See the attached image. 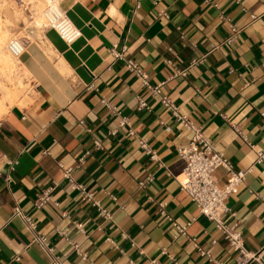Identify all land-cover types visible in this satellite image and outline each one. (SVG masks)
Here are the masks:
<instances>
[{"label": "crops", "instance_id": "1", "mask_svg": "<svg viewBox=\"0 0 264 264\" xmlns=\"http://www.w3.org/2000/svg\"><path fill=\"white\" fill-rule=\"evenodd\" d=\"M30 1L39 14L43 1ZM60 7L80 36L68 43L39 28L36 38L28 36L33 29L19 38L33 89L0 118L7 158L0 164V264H51L36 235L47 237L61 264H215L194 238L219 263L237 264L238 252L176 179L185 167L178 147L191 133L126 60L151 85L161 84L235 170L248 172L228 200L236 215L224 221L236 223L256 253L246 264H263L264 0H62ZM232 24L239 32L230 44ZM216 177L220 186L227 181L222 167ZM81 184L111 217L84 198ZM45 192L51 198L37 207ZM159 202L186 233L160 213ZM17 206L34 231L14 214Z\"/></svg>", "mask_w": 264, "mask_h": 264}, {"label": "built area", "instance_id": "2", "mask_svg": "<svg viewBox=\"0 0 264 264\" xmlns=\"http://www.w3.org/2000/svg\"><path fill=\"white\" fill-rule=\"evenodd\" d=\"M14 1L19 8L23 9L29 18V21L32 22L29 24V27H38L36 22V12L32 6L33 3L30 0ZM61 1L62 0H50V4L47 8L53 9L51 6L55 4H59L60 7ZM160 15L166 16V13L161 12ZM40 27L44 30L49 28L54 29L60 37L68 43H72L78 36H80L79 29L71 23L64 10L63 14H58L53 20L48 19L47 22L40 24ZM230 27L231 34L226 37L225 42L231 44L235 41L239 30L235 24H232ZM20 42L23 46L21 50L17 46L16 40L9 43V47L12 52L18 57L21 56L27 47L22 40H20ZM115 55L117 57H121V53L116 52ZM126 62L129 70L133 74L135 73L143 81L144 85L152 95H159L160 98H162V104L172 111V114L176 117L177 121L192 135L191 141L188 145L178 147V154H180L185 161V167L182 173L176 176L181 188L188 192L192 201H194L197 204L198 209H200L201 214L206 216L209 221H213L215 223V226L218 227L225 235L229 245H232V247L238 252L237 264H246L251 259H255L256 253L249 252L245 245H243V234L242 231L238 229L237 224L235 223L230 226L224 221V216L227 213L236 215V212L232 211V208L229 207L228 200L231 195L239 192V187L244 184L248 172L246 170H235L230 159H227L223 152L218 151L213 139L203 133L202 127L190 119L189 116L182 114L180 107L175 103V101L163 94L161 84L151 85L148 74L137 62L134 60H126ZM138 99L140 101V108H148L146 99L141 97H138ZM262 114L264 116V113ZM129 133L131 136L136 135V132L133 129H130ZM140 144L142 148H144L146 152L151 155L153 160L157 159L158 155L155 151L150 149L146 140L140 139ZM96 147H101L100 141L96 142ZM262 157L263 153L260 152L259 160H261ZM6 159L7 158H5V156L0 152V164L3 162L5 163ZM219 167H222L227 174V181L222 186L219 185L216 177V169ZM71 170L72 168H68L64 172V175L69 179H71ZM153 180L154 175L151 174L147 177V179L140 181L139 184L140 186L145 187L147 183L152 182ZM77 187L86 200L92 201L94 205L100 208V211L105 217L112 216L110 211L101 206L100 201L94 199L93 193L88 191L82 184L77 185ZM50 198V194L45 192L43 196L37 200V207L43 206ZM158 210H160L161 214L166 216L167 220L173 223L174 227L178 228L180 233L184 234L187 232V226H182L177 221H174L172 216L167 212L166 203L159 202ZM14 214L20 216L24 220L25 225L29 230L34 231L36 229V223L33 221L32 217L27 214H23L19 206L15 207ZM35 240L51 254V264H61L60 258L58 256H54V248L50 245L46 236L36 235ZM192 241L198 248L201 256L208 257L211 261H214L215 264H221L213 258L210 252L199 246L196 242V238L192 239ZM17 259L19 258L17 257ZM261 262L264 264L263 261ZM153 264L159 263L157 261H153Z\"/></svg>", "mask_w": 264, "mask_h": 264}, {"label": "bare ground", "instance_id": "3", "mask_svg": "<svg viewBox=\"0 0 264 264\" xmlns=\"http://www.w3.org/2000/svg\"><path fill=\"white\" fill-rule=\"evenodd\" d=\"M42 1L43 3L39 2L38 7L43 8V9L39 14H36L37 16L36 22L38 25L37 29L39 28L42 29L40 27V24L47 22L48 19L53 20L56 18L58 14L59 15L63 14V10L59 8V4H55L51 6L53 9H50V8H47V6L50 4L49 3L50 0H42ZM2 5H5V6L7 5V7H10V9L14 11L15 15H20V11L16 9L15 6L13 5L11 6L9 3H7V0H0V10H1ZM17 7L19 8L18 5ZM4 21L7 24V21L9 20L4 19L3 16L0 14V44L6 43V47L8 49V51H6V50H1L0 48V69L6 72L8 82L17 84L18 88L22 89L26 86L24 85V83L21 82V79L29 77L30 74H29V71L23 65H20L19 57L12 52L11 48L9 47V43L16 40L17 46L19 47L20 50L23 48V46L18 37L9 38L10 33L7 31V29L3 25ZM7 39H9L8 42H7ZM6 90L8 89L6 88ZM15 91L16 89L9 90L5 98H3L2 95H0V115H4V113H6L12 106H15V105L22 106L23 105L24 100L18 99L15 95L16 93Z\"/></svg>", "mask_w": 264, "mask_h": 264}, {"label": "rangeland", "instance_id": "4", "mask_svg": "<svg viewBox=\"0 0 264 264\" xmlns=\"http://www.w3.org/2000/svg\"><path fill=\"white\" fill-rule=\"evenodd\" d=\"M7 3H9L11 6L12 5L15 6L16 9H18L20 11V15H15L14 11L12 9H10V7H7V5L6 6L2 5V7H1L0 14L3 16L4 19L9 20V21H7V24L5 21L3 23L4 27L10 33L9 38H13L16 36L18 38H21V37H23L24 34L28 33L27 30H30V29H33L36 32H34V34H29L28 35L29 38H31V39L36 38L37 37V34H36L37 33V27H35V28L32 26L29 27V24H31V23L29 21V18L26 15V13L23 11V9H19L17 7V5L15 4L14 0H7ZM25 24H26V26H25ZM25 27H27V29H25ZM8 40L9 39H7V42H8ZM0 48H1V50L8 51V49L6 47V43L0 44ZM25 79L26 78H22L21 82L24 83V85L26 87L19 89L17 84L8 82L6 72L4 70L0 69V95H2L3 98H5L9 90L16 89L15 95L18 99H20L25 94H27V96H28L29 95L28 93L31 92L33 89L32 88L33 84L28 80L26 81ZM6 88L8 90H6ZM1 116L2 115H0V118H1Z\"/></svg>", "mask_w": 264, "mask_h": 264}]
</instances>
